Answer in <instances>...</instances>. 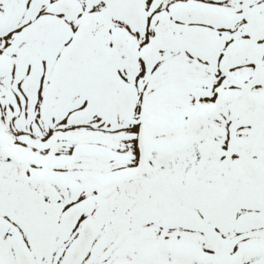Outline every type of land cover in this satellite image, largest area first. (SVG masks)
<instances>
[{
    "label": "snow or ice",
    "instance_id": "obj_1",
    "mask_svg": "<svg viewBox=\"0 0 264 264\" xmlns=\"http://www.w3.org/2000/svg\"><path fill=\"white\" fill-rule=\"evenodd\" d=\"M0 264H264V0H0Z\"/></svg>",
    "mask_w": 264,
    "mask_h": 264
}]
</instances>
